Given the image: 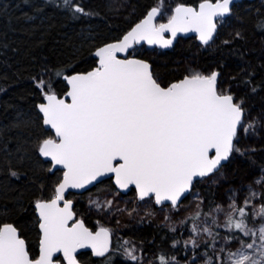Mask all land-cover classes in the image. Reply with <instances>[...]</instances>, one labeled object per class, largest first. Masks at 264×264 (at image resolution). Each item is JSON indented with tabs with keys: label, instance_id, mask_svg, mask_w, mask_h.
Masks as SVG:
<instances>
[{
	"label": "snow or ice",
	"instance_id": "snow-or-ice-1",
	"mask_svg": "<svg viewBox=\"0 0 264 264\" xmlns=\"http://www.w3.org/2000/svg\"><path fill=\"white\" fill-rule=\"evenodd\" d=\"M23 3L80 28L15 73L29 104L0 127V264H264V12L151 0L113 26L127 3ZM186 38L191 57L161 51Z\"/></svg>",
	"mask_w": 264,
	"mask_h": 264
},
{
	"label": "trees",
	"instance_id": "trees-1",
	"mask_svg": "<svg viewBox=\"0 0 264 264\" xmlns=\"http://www.w3.org/2000/svg\"><path fill=\"white\" fill-rule=\"evenodd\" d=\"M9 5L7 12L0 14V77L7 75L9 80L0 83L11 84L7 94H0V127L8 125L16 118L17 110L27 111L28 100L26 96V80L19 83L15 81V73L20 72L27 75L31 66L45 57L49 59L63 58L69 54L70 41L78 38L75 33L79 31L80 25L68 21L63 15L54 13L51 8L44 13L37 14L23 0H3ZM33 3H40V0H32ZM151 0H136L134 5L143 6ZM88 6L98 8L102 14L105 13L104 6L100 0H87ZM250 4V3H249ZM18 5V7H17ZM33 17V19H28ZM113 26L121 25L123 22L108 19ZM92 25L104 26V21L94 18L90 21ZM251 32V22L248 23ZM7 45V47H4ZM186 51L184 48L178 53ZM175 52V51H173ZM170 54V53H168ZM214 57L207 53H200V63H210ZM233 61L230 60L229 63ZM11 135H16L14 130ZM5 201L0 200V206ZM94 219H89L90 226ZM152 229L142 228V235L150 239Z\"/></svg>",
	"mask_w": 264,
	"mask_h": 264
},
{
	"label": "rangeland",
	"instance_id": "rangeland-1",
	"mask_svg": "<svg viewBox=\"0 0 264 264\" xmlns=\"http://www.w3.org/2000/svg\"><path fill=\"white\" fill-rule=\"evenodd\" d=\"M101 3L104 6V10L105 12L107 11L106 9V5H108L109 3L113 4V6H117L121 3H127V7L125 8H121L120 9V13L116 14L113 12H107V17L110 20H115V21H121L123 22L124 17L128 15V12L131 11L132 6L135 4L136 0H100ZM252 8V12L254 13L256 9H260L262 12H264V5L261 4V0H255L253 2H249ZM0 4H4L3 0H0ZM196 42H194L193 40H188V42L186 43H181L177 49L175 50V52L171 51L170 54H168V57L174 60H178V59H182V58H187V57H191L193 55V53L196 50ZM185 49L186 51L182 52V53H178L179 51H181L182 49ZM167 52V51H166ZM82 204H86V199L84 201H82ZM92 219H96L95 216L91 217ZM142 228L147 227V226H141Z\"/></svg>",
	"mask_w": 264,
	"mask_h": 264
},
{
	"label": "flooded vegetation",
	"instance_id": "flooded-vegetation-1",
	"mask_svg": "<svg viewBox=\"0 0 264 264\" xmlns=\"http://www.w3.org/2000/svg\"><path fill=\"white\" fill-rule=\"evenodd\" d=\"M188 40H189V39L186 38V39L183 41V43L188 42ZM193 41L196 42L194 39H193ZM196 43H197V42H196ZM171 51H172V50H169V51H167V53H170Z\"/></svg>",
	"mask_w": 264,
	"mask_h": 264
},
{
	"label": "water",
	"instance_id": "water-1",
	"mask_svg": "<svg viewBox=\"0 0 264 264\" xmlns=\"http://www.w3.org/2000/svg\"><path fill=\"white\" fill-rule=\"evenodd\" d=\"M255 0H248V2H253ZM194 34H188V36H193ZM161 51H168V50H161Z\"/></svg>",
	"mask_w": 264,
	"mask_h": 264
}]
</instances>
